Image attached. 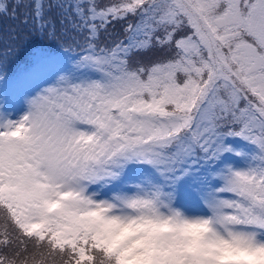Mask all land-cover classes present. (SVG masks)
<instances>
[{
  "label": "snow or ice",
  "instance_id": "snow-or-ice-1",
  "mask_svg": "<svg viewBox=\"0 0 264 264\" xmlns=\"http://www.w3.org/2000/svg\"><path fill=\"white\" fill-rule=\"evenodd\" d=\"M7 20L0 264H264V0H0Z\"/></svg>",
  "mask_w": 264,
  "mask_h": 264
},
{
  "label": "trees",
  "instance_id": "trees-1",
  "mask_svg": "<svg viewBox=\"0 0 264 264\" xmlns=\"http://www.w3.org/2000/svg\"><path fill=\"white\" fill-rule=\"evenodd\" d=\"M18 23H19V21H12V20L0 21V28L7 27V26H10L13 24H18ZM21 27L23 28V26H21ZM117 30H119V26L117 27Z\"/></svg>",
  "mask_w": 264,
  "mask_h": 264
}]
</instances>
